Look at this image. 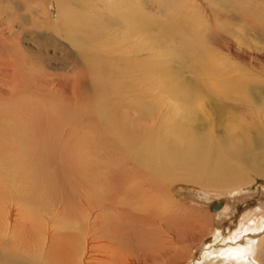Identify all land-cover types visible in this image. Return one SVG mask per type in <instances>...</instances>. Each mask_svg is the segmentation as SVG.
<instances>
[{
    "label": "rangeland",
    "instance_id": "374dc122",
    "mask_svg": "<svg viewBox=\"0 0 264 264\" xmlns=\"http://www.w3.org/2000/svg\"><path fill=\"white\" fill-rule=\"evenodd\" d=\"M126 5L143 8L144 15L156 20L146 45H159L160 60L179 80L197 82V62L187 55L183 42H197L200 36V52L215 72L212 81L233 86L231 92L218 87L215 102L205 101L199 107L208 122L206 132L214 139L241 138L246 130L251 137H260L264 29L259 23L264 25V0H0V177L25 168L28 185L38 187L33 199L27 192L14 200L0 199V264H10L3 255L12 252L21 258L33 256L38 262L49 255L53 264H195L209 247L248 233L252 222L264 214V178L253 174L246 183L219 190L186 182L169 189L160 183L159 195L145 190L146 209L155 212L149 219H137L132 205L122 220L113 210L101 213L93 205L92 211L99 189L107 190L106 194L109 190L108 197L120 192V199L139 184L131 178L130 155L112 143L113 133L116 139L117 135L125 139L123 134L129 136L126 140L141 136L129 153H141L147 147L150 119L142 123L146 127H139L141 131L128 126L129 134H122L123 127L114 128V122H121L120 115L133 113L126 110L127 105L138 94H125L124 101L110 103L120 86L134 85L122 78L115 91L112 84L117 82L109 76L114 63L108 58L127 36V27L121 29L127 25L122 20L126 13L121 16ZM110 19L115 30L105 27ZM177 20L183 21L182 27L187 25L178 34L173 33L179 30ZM130 40L134 41L133 35L127 36L125 44H131ZM152 47L134 55L132 62L151 63ZM142 65L138 71L146 69ZM152 76L142 78L141 74L139 79H148L146 84L133 87L135 92L145 85L152 92H148L151 101L167 93L153 87ZM154 104L165 115L172 110L158 100ZM99 110L113 120L99 122ZM11 186L24 188L13 181ZM215 203L224 204L213 211Z\"/></svg>",
    "mask_w": 264,
    "mask_h": 264
},
{
    "label": "bare ground",
    "instance_id": "6f19581e",
    "mask_svg": "<svg viewBox=\"0 0 264 264\" xmlns=\"http://www.w3.org/2000/svg\"><path fill=\"white\" fill-rule=\"evenodd\" d=\"M143 11H144L143 8L131 9V7L128 5L124 6L121 16L124 15V12L126 13L125 18L122 20L124 24L127 25L121 27V29L124 30V28L127 27L126 29L127 36L128 38H130L133 35L134 41L131 42L130 40L131 44L126 45L125 43L127 42L126 41L127 36L124 35L125 37H123L124 39H122L121 41L122 46L124 48L122 46L114 47L112 50L113 55H111L110 58H108V61L110 63H114V66L111 68V71L109 72V76L113 77L112 78L113 83H116L118 80H121L123 78L124 79L123 82L129 81L130 84L131 82H133L134 84L133 86L130 85L129 88L127 86H120V84L122 83H118V82L115 86L114 84H112V87L115 91L118 90L117 87L118 85L122 88L119 90L120 92L119 91L117 92L118 94L116 97L114 95L115 98L111 99L110 103L114 102L115 100L124 101V98L126 97L125 94L128 95L130 93L138 94L133 96L134 99L132 98L130 105L129 104L127 105L128 107L126 110H128L129 112L131 111L133 113H129V114L126 113V115L123 116L124 118H122V115H120L121 120L120 119L119 120L121 122L120 123L114 122L115 124L114 128L118 129L119 131L120 128L123 127L122 134L124 132H127V134H129L127 130L130 131L132 130L128 129L127 128L128 126L145 128L146 126L144 127L143 124H146L147 122L146 120L150 119L149 122L150 124H148L146 127L147 129L146 133H148V139L146 141L147 145L146 144L145 145L147 147L141 153H135V152L134 154L129 153L131 151L130 149L134 148V146L137 145L136 143L141 138L140 135H134L133 137H131L130 139L128 138L127 140L126 138L129 136L126 134H123L125 139L122 138V135L121 136L117 135L119 139H116V137H114L115 133H113V135L111 136L112 143L114 144V146L117 147L119 151H123L125 153V156L129 157L130 155L129 157V159H131L130 163H132L133 165L132 175L134 173L133 175L134 177H131V175L130 177L134 181L136 179L139 184L137 186L135 184L136 187L132 188L129 191L126 190L127 193H125V195L123 194V196H126L127 198H120V199H118L121 196L120 192L111 194V196L108 197L107 194L109 193V190L108 193L106 194L107 190L106 192L103 193V190L99 189L100 194L97 196L98 199L97 201L93 202V204L91 205V206L94 205L101 213H104L106 211L110 212L111 210L116 211L118 213L117 215L120 216L119 220H122L123 217H125V214L129 212V209L127 207L131 205L134 206V208L138 213L136 214L132 212L133 215L138 216L137 219L139 218L149 219L151 218L150 217L151 215L152 216L155 215L154 211L151 212L148 209L149 207L146 209V206L149 203L148 201L149 199L146 197L148 195L145 196V190L150 191L148 192V194L151 192L153 193L156 190L157 193L155 192V194L159 195V193L161 194V190H162V189L160 190L159 187L160 183L162 184L165 183V186L169 189H171L170 188L171 185L175 183L182 184L183 182H186L187 184L190 183L207 189L219 190L224 188L229 189L237 186V184L248 182L250 174L264 178V170H263L264 128L258 131V136H260L258 138L251 137L250 133L247 132V130L246 132L242 133L241 138H236V139L232 136H230L229 138L227 137L226 139H219V138L214 139L215 137L213 138L212 137L213 135L211 136L210 133L206 132L209 128L207 124L208 122L207 123L205 122V118L204 116L201 115V109H199V107L205 101L215 102L216 94L218 92L217 90L218 87H222L223 90L231 92L233 86L229 82H223L221 85L212 81L214 77L212 79L211 77L214 76L215 72H213V70H209L208 63L203 59V56L200 52L202 47L200 44V40H201L200 36H196V38L198 39V40L196 39L197 42L194 41L195 39L189 40L187 42H183V44L186 43V46L188 47L187 55H189V57H192V59H195V61L197 62L194 68V71L198 74L197 82H186L183 79L179 80L176 73H173L172 71L169 70L166 62L163 59L160 60L162 55L158 53V49L156 48L159 47V45L155 47H152V45H146V43H148L150 39L148 38L150 36V35L148 36V30L153 25V23H155L156 20L151 18L149 15L147 16L144 15L142 13ZM221 16H223V14H221ZM224 16L227 19L228 17L230 18V16L227 15ZM112 21L113 19H110L108 20V22H106L105 24L106 29L115 30L116 26L112 23ZM150 22H152L151 25ZM176 22L179 30L176 31L175 29L173 33L178 34L183 28L187 27V25L183 24L182 27V23H183L182 20L181 21L177 20ZM259 26L262 27V30L264 29L263 23H259ZM149 32H151V30H149ZM171 32L172 29L170 33ZM165 39L166 37L164 38V40ZM162 45L165 44L162 43ZM148 47H152V50L154 52L153 54L155 55L152 58L151 63L144 65H142V63L134 64L132 62V60H134L133 58H135L134 55H138L139 53H142ZM128 60L131 61V63H129ZM139 65H142L143 68L146 69L144 71H138L140 67ZM139 73L142 74L143 76L142 78H144V76L145 78H148L151 75H153L152 78L149 80L154 84L153 87L156 86L160 88L162 87L164 91H166L170 96H168V94L164 92V95L162 94L154 98L153 101H151L149 98L151 97L150 96L151 94H149L148 92L150 93L152 92L150 89H147L145 85H142L143 88L141 90L134 92L133 87L137 86L138 84H146L145 83L146 80L149 79L148 78L142 81L141 80L142 78L139 79V76H141V74ZM110 74H113L114 76H111ZM154 78L155 80H153ZM104 81H106V79ZM155 100L161 102L162 105H171V109H172L170 110L171 112L166 111L167 115H165L163 112L164 110L157 111L156 105L154 104ZM163 114L165 116H163ZM165 117L166 120H164ZM110 119L113 120V117L112 118L108 117L106 112L100 111L98 113L99 122L108 123ZM139 129L141 131V128ZM243 156H247L248 158L246 157V159L242 160ZM128 166H130V164ZM8 168L13 169L11 166H9ZM8 168L4 167L1 169H8ZM121 168L122 167H120V169ZM120 169L119 172L121 171ZM27 173H28L27 169L25 170V168H19V170L18 169L13 170V174L2 175L0 177V199L4 200V198L6 197L9 198L11 197L14 200V197L18 198L23 194H25L26 192L27 195L30 197L35 195V191H38V187L37 186L33 187L28 185L29 181L26 177ZM191 175H195V176L191 177ZM8 177L12 178V180L10 181L9 179H6ZM205 177H207L206 181H204ZM12 181L15 182L17 186L18 184L20 185L23 184L24 188L19 190L18 188L15 187L17 189L16 191L14 186H11ZM117 183L119 182L117 181ZM116 185L118 186L119 184ZM127 186L128 185L125 184V188ZM129 188H131V185ZM132 194L136 198L133 197L131 198ZM156 198H158V196ZM153 200H155V198ZM223 204L224 203H220V204L215 203L212 206V210L213 211L219 210ZM28 206L25 207L27 208ZM94 206L91 208L92 211H94ZM79 211H81V209ZM102 219L110 221L109 219H105V218ZM252 220H253V216L251 215L250 217H248V221L251 222ZM94 222L95 223H93V226H96L97 221L95 220ZM154 222H157L156 219L154 220ZM101 225H103L102 221H100L99 223V226ZM150 239L152 240V238ZM184 240H186V238ZM166 245L168 246L167 243ZM211 247H209L210 249H208L203 253L204 256L201 259H198V261L196 260L195 264H261V261L264 262V214L263 215L259 214L257 220L252 222L251 229L248 233L243 232L242 236L240 235L238 236L237 234L236 238L229 240L228 243H224L217 246L213 245V248ZM157 248H158V244H157ZM70 251L73 252V249ZM12 253H7L3 255V259L7 257L6 259L10 264H51V263L53 264V262H51V259L48 257L49 255L44 257L45 258L44 260L38 262L37 258H34L33 256H23L21 258L19 256H16L15 253H13L15 255L14 256ZM94 263L96 262L94 261Z\"/></svg>",
    "mask_w": 264,
    "mask_h": 264
}]
</instances>
